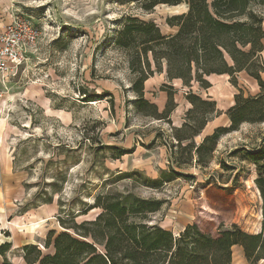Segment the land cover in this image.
Instances as JSON below:
<instances>
[{
  "label": "rangeland",
  "instance_id": "rangeland-1",
  "mask_svg": "<svg viewBox=\"0 0 264 264\" xmlns=\"http://www.w3.org/2000/svg\"><path fill=\"white\" fill-rule=\"evenodd\" d=\"M144 2L0 0L1 11L5 9L1 16L21 12L43 31L36 51L0 100V243L12 242L6 256L13 264H24L20 257L24 242L50 251L42 241L48 230H62L57 221L61 205L60 215L65 218L69 208L91 204L97 193L108 188L164 199L162 209L152 216L159 222L185 208L191 209L192 222L211 234L232 223L249 233L261 230L263 202L254 182L255 166L238 149L260 144L264 123H242L221 135L212 153L206 143L198 154L192 149L191 161L177 167L173 161L180 150L171 125L139 111L131 89L137 77L129 65L131 53L117 46L115 38L130 17L154 21L162 33H172L166 17L187 9L185 4H159L145 10ZM210 79L214 82L210 91L223 109L238 87L244 95L257 91L244 74L237 76V87L224 78ZM192 86L206 96L196 82ZM93 93L107 94L86 101ZM225 118L226 113H221L217 122ZM202 140L196 138L194 145ZM99 145L132 152L113 160L110 148L98 150ZM190 154L183 153L182 159ZM4 161L11 165L7 175L1 172ZM169 168L189 176H174ZM117 170L138 171L152 179H158L162 170L166 173L161 185L154 187L143 185L137 176L116 178ZM43 193L52 201L43 203ZM97 212L92 209L76 221L92 219ZM232 260L250 264L237 247ZM257 264H264V259Z\"/></svg>",
  "mask_w": 264,
  "mask_h": 264
},
{
  "label": "trees",
  "instance_id": "trees-1",
  "mask_svg": "<svg viewBox=\"0 0 264 264\" xmlns=\"http://www.w3.org/2000/svg\"><path fill=\"white\" fill-rule=\"evenodd\" d=\"M159 4L186 5V11L166 17V25L174 28L172 33H162L154 21L130 17L115 38L117 46L131 53L129 65L137 73L131 89L144 116L169 123L175 106L172 86L164 84L161 87L167 94L162 111H158L143 92L144 81L154 71L161 72L163 63L167 79H181L185 86L196 82L205 89L210 86L208 75L227 73L231 84L237 87L234 73L242 70L258 85L254 94L244 95L237 88L233 104L225 111L230 124L216 127L199 145H194V137L201 132L207 118L220 112L215 101L186 90L185 98L191 107L185 112L182 125L171 127L172 139L180 150L173 162L181 167L191 161L192 149L198 154L208 143L212 153L221 135L237 130L245 122L264 123V62L260 54L264 39V0H145L142 7L150 10ZM151 62L154 69H151ZM105 95L93 93L85 100ZM108 95L113 106L112 96ZM168 146L171 149L173 144ZM106 147L110 148L113 160L132 152L115 145H99L98 150ZM238 151L255 166L254 182L262 198L264 217V137L255 147H241ZM183 153L190 155L182 159ZM169 172L174 176H189L172 168ZM114 173L116 178L137 176L143 185L158 187L166 172L162 170L158 179L143 177L138 171L117 170ZM43 195L46 197L43 203L52 201L46 193ZM164 203V199L157 197H142L132 191L108 188L97 193L91 204L83 203V207L76 210L69 208L65 218L60 215L64 212L61 205L57 221L62 230L58 233L48 230L42 243L43 248L50 251L43 252L36 244H25L20 248L21 257L24 264H235L232 251L239 246L250 264L264 259V222L257 233L246 232L232 223L229 227L218 228L214 234L192 222L174 235L152 218ZM92 209H98L92 219L76 221L77 216ZM9 248L10 242L0 244V264H13L6 256Z\"/></svg>",
  "mask_w": 264,
  "mask_h": 264
},
{
  "label": "crops",
  "instance_id": "crops-1",
  "mask_svg": "<svg viewBox=\"0 0 264 264\" xmlns=\"http://www.w3.org/2000/svg\"><path fill=\"white\" fill-rule=\"evenodd\" d=\"M0 7H1V5H0ZM1 10L2 9H0V12H4L5 9L3 11H1ZM10 15L11 14L8 13V14L4 15V17H3V16H1V13H0V31L2 30L4 25L8 22V20L10 19ZM263 26H264V22H263ZM260 54H261L262 60L264 62V39H263V50L261 51ZM240 74H244L246 78L251 80L257 86V91H258V85L256 83V80L253 77L249 76L244 70L234 73L236 80H237V76H239ZM263 74H264V72L262 73V76H263ZM211 77L219 78V79L224 78L223 81L224 80H228V81L230 80V75L227 73L208 75L207 80L210 82V86L208 88H205V89L201 88L204 90V94L206 95L203 97L199 93H196L195 91L192 90V87H193L192 85L194 84V82L191 83V86H185V85H183L181 79L174 78V79L169 81L166 77V73H165V69H164L161 72H154L153 75L149 76L144 81V83H143L144 97L147 100H149L150 102L154 103L157 106L158 111H162L164 109L166 101H167V94L164 90H161L160 87H162L164 84L172 86L173 90L175 91L173 94V102H174L175 106L169 115V123L168 124H170L171 127L181 126L183 121H184L185 112L191 107V104L185 98L186 90L190 89V90H192V92L196 93L198 96H200L202 98L215 101V107L220 113L219 114L215 113V114L211 115L209 118H207V121H206L204 127L202 128L201 132L194 137V140L196 141V138H203L204 136L211 134L216 127L228 126L230 124V120H229L227 115H226L224 122L218 123L217 119L221 113L225 114L226 109L233 104V101L229 102V104L227 105V107L225 109L220 107L217 98L214 97L210 91L211 89L214 88V82L210 79ZM229 83H231V82L229 81ZM155 92H157V93H155ZM154 95L157 98H154ZM165 153L167 154L166 148H165ZM10 167H11L10 163H8V161H4L2 163V166H1L2 174L7 175V174L11 173ZM192 220H193V215H192L191 209L186 210L184 208V210H182L180 212H176L175 215L170 214L169 216L168 215L165 216V220H163L159 223L162 227L169 229L174 235H177L186 227V225L191 224ZM166 221L169 222V223H167L168 225H163V223ZM5 241L10 242L11 246H12L11 241H8L6 239H5ZM5 241H3V242H5ZM30 243L36 244V243H32V242H24L20 246V248L23 245L30 244ZM42 243H43V241H42ZM36 245L39 246V244H36ZM235 247H237L238 250H240V252L243 255L242 249L239 246H235ZM39 248H41V247H39ZM21 259H22V257H21ZM1 261H2V256L0 255V263H1ZM22 261H23V259H22Z\"/></svg>",
  "mask_w": 264,
  "mask_h": 264
},
{
  "label": "built area",
  "instance_id": "built-area-1",
  "mask_svg": "<svg viewBox=\"0 0 264 264\" xmlns=\"http://www.w3.org/2000/svg\"><path fill=\"white\" fill-rule=\"evenodd\" d=\"M42 36V28L21 12L12 14L0 31V100Z\"/></svg>",
  "mask_w": 264,
  "mask_h": 264
}]
</instances>
